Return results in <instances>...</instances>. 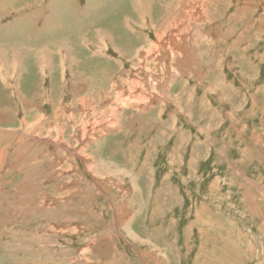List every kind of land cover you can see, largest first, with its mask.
I'll use <instances>...</instances> for the list:
<instances>
[{"label":"rangeland","instance_id":"obj_1","mask_svg":"<svg viewBox=\"0 0 264 264\" xmlns=\"http://www.w3.org/2000/svg\"><path fill=\"white\" fill-rule=\"evenodd\" d=\"M26 1L0 3V24L10 25L0 39L15 46L48 51L63 38L79 39L97 68L83 34L130 37L103 53L107 76L125 80L118 104L94 79L91 88L67 66L63 72L57 55L45 73L33 58L23 60L17 91L0 75V264H264V0H151L150 15L138 14L133 0H97L91 8L88 0H37L38 33L12 9ZM63 1L62 27L45 36L42 10ZM164 5L167 22L190 16L184 37L172 33L187 63L164 45L150 49L149 20L165 14ZM67 25L76 35L57 36ZM54 115L61 138L23 135L24 121ZM24 139L42 152L26 150Z\"/></svg>","mask_w":264,"mask_h":264},{"label":"bare ground","instance_id":"obj_2","mask_svg":"<svg viewBox=\"0 0 264 264\" xmlns=\"http://www.w3.org/2000/svg\"><path fill=\"white\" fill-rule=\"evenodd\" d=\"M5 0H0V3L1 2H4ZM68 1V0H67ZM179 1V3H181V1L180 0H178ZM183 1V0H182ZM189 1V0H188ZM204 1V0H203ZM88 2H89V6H90V8H91V6L92 5H94V3H96L97 2V0H95L93 3H92V1L91 0H88ZM193 2H195V1H193ZM199 2V1H198ZM26 4L24 5V6H22L23 7V9H25L24 10V12H26V13H24L23 15H21L20 14V10H21V8L20 9H14V8H12L14 11H16L18 14L16 15V17L17 18H19L20 20H22L23 22H24V25L26 26V22H27V24L30 26V27H32V26H34V25H39L38 26V29H36L35 31H31V33L32 32H36V33H38L39 32V30L41 31L42 30V25H40L41 24V22H40V24H38L37 23V21H36V17L38 16V10H36V8H33L34 7V5H36L37 3H38V1L37 0H33V2H32V6H30L28 3H29V0H27L26 2H25ZM152 2H151V0H133V4H134V6H135V8H137V11L136 12H138V14H140L141 15V13L140 12H142V10H143V8H144V10H145V15L148 13V15H150L151 13V10H150V7L152 6V4H151ZM155 3L156 2H154L153 3V6L155 5ZM161 3V2H160ZM199 3H201V1L199 2ZM3 4V3H2ZM190 4V3H189ZM195 4V3H194ZM99 5V4H98ZM125 5V4H124ZM129 5V4H128ZM203 4H201V6H202ZM50 6H52L51 4L50 5H48V10H46V7H45V9H43L42 10V12H46V13H48V15L46 14L45 16H44V13H42L41 12V14H43V16L44 17H42L43 19V23L44 24H46V22H47V28H48V31L46 30L45 32H47L46 34H45V36H48L49 35V33L50 34H52L53 33V27H55V28H58V27H62L60 24L62 23V20H61V18H62V15H64V12H65V8H66V10H67V12L69 11V3H67L66 1H63L62 2V4H60V6L61 7H59V6H56L54 9H51L50 8ZM76 5H73V7H72V13H74L75 11H76V7H75ZM193 6V5H192ZM196 6H197V4H196ZM201 6H197L198 7V10L199 9H201ZM32 7V8H31ZM179 7V5L177 6H174V8H175V10H176V8H178ZM191 7V6H190ZM28 8H30L33 12H31V11H28L27 12V10H28ZM93 8V7H92ZM186 8V7H185ZM196 8V7H195ZM205 8V7H204ZM89 9V8H88ZM96 9V8H95ZM161 9H163V8H161ZM160 9V10H161ZM164 9H165V14H163V15H159V16H157V17H151L150 18V26H151V28H154V31H155V36H154V38L151 40V41H149L148 43L150 44V49L151 50H154V49H157V51H159L160 50V48L162 49V48H164V46H166V50H169L170 49V51H171V53H173V56H177L176 58L177 59H179L181 62H185V63H187V61H188V54L183 50V47H182V42L180 43L179 42V45L177 44V42H176V39H175V36L172 34L173 32H174V30H177L180 34H182L183 35V37H184V35H186L185 33H184V31H188V27H187V24L189 23V17L187 16V17H177L176 19L175 18H171L172 20L171 21H169V22H167L168 21V17L167 16H165L167 13L168 14H170V8H168V6L166 5H164ZM192 9V8H191ZM214 10H215V8H213ZM189 10V9H188ZM203 9H201V11H202ZM205 10V9H204ZM23 11V10H22ZM172 11V10H171ZM178 11V10H177ZM200 11V10H199ZM94 12V11H93ZM95 12H97V11H95ZM89 13V12H88ZM164 13V12H163ZM194 13H196V12H194ZM206 13V12H205ZM28 14V15H27ZM67 14V13H66ZM85 14V13H84ZM182 14V13H181ZM78 15V14H77ZM89 15H91V14H89ZM199 15H200V12L198 13L197 12V14H195V16H197V17H194L193 18V20H194V22L197 24V22L195 21V20H200V18L201 17H199ZM46 16H50V17H46ZM143 16V15H142ZM25 17L27 18L25 21H24V19H25ZM3 18V11L2 10H0V19H2ZM71 18H73V17H71ZM169 18V19H170ZM210 18V17H209ZM3 20V19H2ZM39 21V20H38ZM69 21V20H68ZM71 21H72V19H71ZM70 22V21H69ZM68 22V23H69ZM82 22V21H81ZM42 23V24H43ZM67 23V24H68ZM71 23V22H70ZM76 23V22H75ZM80 24V23H79ZM145 24V23H144ZM144 24H141L142 26L141 27H143V25ZM32 25V26H31ZM78 25V24H77ZM189 25V24H188ZM0 34H1V29L5 32L6 31V28H10V25L9 24H0ZM28 26V27H29ZM76 26V25H75ZM78 26H80V25H78ZM73 27V26H72ZM77 27V26H76ZM95 27V26H94ZM184 27V30H180V29H182ZM86 28H88V27H86ZM44 30V29H43ZM66 30V31H65ZM65 30H63V31H60V32H58V33H56V35L57 36H59V37H61V38H63V36H67V35H71V34H74V36L76 35V32L74 31V29H71L68 25L66 26V29ZM77 31H78V29H76ZM95 29H93V31H94ZM50 31V32H49ZM84 31H86V29L84 30ZM92 31V33H90V34H88V35H82V36H85L84 38H82L81 39V41L84 43V45L83 46H89V49L92 51V54H93V56H94V58L95 57H97V58H99L100 59V57H102V59L101 60H99L98 59V61H99V64L97 65V68L95 67L96 66V64H95V62L94 63H92L90 60H92V59H90V58H88V57H84L82 54H81V52H82V49H81V47L79 46L80 44H81V42L79 41V39L78 40H72V41H70L69 39H62V40H60V41H57V46L55 45V49H52V48H49L50 46H48V51L46 50V48H45V46H29V45H25L24 43H23V41H21L20 42V46H15V44H14V41H10L9 43L7 42V40H3V39H0V75H1V80H2V82L4 83V85H7V87H8V84H11V82L14 80V82H15V84L14 83H12V85L10 86L11 88H13V90H15L16 89V91L18 90V88H17V84H16V81L17 82H19L20 83V79L24 76V73L26 74V72H27V70H25V65H23L22 63H23V60H26L27 58H33V59H31V60H33V61H35V65H37V66H39V68H40V70H41V72L42 73H45V72H48V70H49V72H51L52 70H53V64L51 65V63H53V57L55 58V56L57 55L58 57V65H59V67L63 70V72H65V68H66V66H67V68L69 69V71H70V75H71V77H75V78H77L78 80H82V84H84V82L85 83H87V85H89V84H92L91 82V80L92 79H94V81L96 82L97 81V83H99V85H102V86H100V87H98L99 88V93L100 94H103V95H105V96H110V94H113V93H115L117 96L115 97V99H114V101L113 102H115L116 100L118 101V91H119V89H121L125 84V80H123V78H122V76H120V75H118V76H116V75H114V73L112 74V72L110 73V75L109 76H107V74H106V70L104 69V66H106L105 64H104V58H106V56H104L103 55V53H104V51H105V49L107 50L108 49V46L109 45H111V46H109V47H115V49H117V46H115L114 45V43H116V42H118V40L119 41H122L123 40V38L125 37V39H126V37L128 38V37H130V36H127V34H119L118 35V38L119 39H117L116 38V36H117V34H115V35H113L114 33H112V32H107V31H105L104 29L102 30V29H97V30H95V32H93ZM42 32V31H41ZM21 33H22V31H20V37H22V35H21ZM87 33H88V31H87ZM93 33H95V35H91V34H93ZM80 35V36H81ZM181 35V36H182ZM51 35H49V37H50ZM80 36H78V37H80ZM0 37L1 38H5V36H1L0 35ZM177 37V36H176ZM179 37V36H178ZM182 37V38H183ZM134 39L136 40V38L134 37ZM191 39H193V38H191ZM3 40V41H2ZM48 40V39H47ZM189 40V39H188ZM187 40V41H188ZM6 41V42H5ZM51 41V40H50ZM145 41H146V39H145ZM190 41V40H189ZM188 41V42H189ZM74 43V45L75 46H73V44L72 43ZM190 42H192V41H190ZM88 43V44H87ZM126 43V42H125ZM55 44V43H54ZM53 44V45H54ZM87 44V45H86ZM160 44H162L161 46L162 47H160ZM52 45V46H53ZM124 45V44H123ZM127 45V44H126ZM164 45V46H163ZM76 46H78L77 47V50H76ZM88 46H87V48H88ZM92 46V47H91ZM128 46V45H127ZM143 47V46H142ZM146 47H147V45H146ZM169 48V49H168ZM165 49V48H164ZM178 49H179V51H178ZM80 51V52H79ZM91 51H90V54H91ZM137 51V50H136ZM146 52V51H145ZM150 50H147V52H146V54L147 55H150ZM154 52V51H153ZM160 52V51H159ZM158 52V53H159ZM139 53V52H138ZM143 53V52H142ZM156 53V52H155ZM184 54V56L182 55V58L183 59H180V57H179V55L180 54ZM189 53V52H188ZM191 53V52H190ZM160 54V53H159ZM168 55V54H167ZM166 55V56H167ZM82 56L84 57V58H82ZM137 56H138V54H137ZM141 56V55H140ZM165 56V57H166ZM144 58H145V56H143ZM148 57V56H147ZM150 57H152V56H150ZM157 57V56H156ZM169 57V56H168ZM138 58H139V56H138ZM159 58V57H158ZM29 60V59H28ZM53 60V61H52ZM178 60V61H179ZM183 60V61H182ZM55 61H56V59H55ZM98 61H96V62H98ZM151 61V60H150ZM158 61V60H157ZM145 62H147V61H145ZM115 63H117V62H115ZM152 64H154L153 62H151ZM33 64V63H32ZM157 64V63H156ZM161 64H165L164 62H163V59H162V62H161ZM178 64V63H177ZM182 64V63H181ZM184 64V63H183ZM58 65H57V67H58ZM137 65V64H136ZM149 65V64H148ZM163 65H158V66H163ZM33 66H34V64H33ZM143 66V64L141 65V67ZM145 66H147V65H145ZM157 66V65H156ZM32 67V66H31ZM148 67V66H147ZM147 67H146V69H147ZM150 67V66H149ZM187 67V66H186ZM66 68V69H67ZM99 68V71L97 70ZM165 68V67H164ZM100 69L102 70V71H104V72H102V71H100ZM135 70V69H134ZM138 70V69H137ZM140 70V69H139ZM38 71V70H37ZM136 71V70H135ZM150 71V70H149ZM152 71V70H151ZM62 72V71H61ZM133 72V71H132ZM100 73H103V74H105L106 75V77L105 78H103L102 76H100L99 74ZM179 73V72H178ZM124 74V73H123ZM127 74V73H126ZM44 75V74H43ZM192 75V74H191ZM132 76H134V75H132ZM144 76V75H143ZM146 76V75H145ZM157 76H158V74H157ZM165 76V75H164ZM127 77V76H126ZM134 77H136V76H134ZM139 78V77H138ZM141 78H142V76H141ZM76 79V80H77ZM107 79V80H106ZM124 79H125V77H124ZM150 79V78H149ZM160 79V78H159ZM164 79V78H163ZM162 79V80H163ZM106 80V81H105ZM137 80V79H136ZM146 80V79H145ZM161 80V79H160ZM107 83V86L105 85ZM132 83V82H131ZM143 83V82H142ZM145 84H147V87H150V86H148V84L149 83H147V82H145ZM80 85V84H79ZM137 85V84H136ZM144 85V84H143ZM92 86H93V84L91 85V88H92ZM128 86V85H127ZM155 86V85H154ZM129 87V86H128ZM146 87V86H145ZM15 88V89H14ZM86 88V87H85ZM144 88V87H143ZM154 88V87H153ZM157 88V87H156ZM88 89H90V88H88ZM124 89V88H123ZM16 91H14V92H16ZM95 91H96V89H95ZM127 91V90H126ZM146 91H147V89H146ZM150 91H151V89H150ZM164 91V90H163ZM14 92H13V94H14ZM160 92V91H159ZM167 92V91H166ZM92 93H94V92H92ZM96 93V92H95ZM99 93H96V94H98V95H100ZM120 93V92H119ZM129 93H131L130 91H129ZM140 93V92H139ZM145 94V93H144ZM151 94V93H150ZM149 94V95H150ZM164 94V93H163ZM80 95V94H79ZM160 95V94H159ZM90 95H88V97H89ZM156 96H158V95H156ZM164 96V95H163ZM163 96H161V97H163ZM159 97V96H158ZM165 97V96H164ZM82 99V98H81ZM80 99V101H82L81 103H83V104H85L86 106H87V103H86V101H83V99H85V98H83L82 100ZM93 99V98H92ZM99 99V98H98ZM109 99H112V98H109ZM133 99V98H132ZM87 100V99H86ZM93 100H95V99H93ZM149 100V99H148ZM87 101H89V100H87ZM90 101H92V100H90ZM99 101V100H98ZM108 101V100H107ZM133 101H135V99L133 100ZM145 101V100H144ZM150 101V100H149ZM138 102V101H137ZM148 102V101H147ZM167 102V101H166ZM93 103V102H92ZM99 103V102H98ZM116 103V102H115ZM120 103H122V102H120ZM130 103H133L132 101L130 102ZM103 104V103H102ZM102 104H101V107H102ZM112 104V103H111ZM116 104H118V103H116ZM128 104V103H127ZM138 104V103H137ZM140 104V103H139ZM141 104H143V101H142V103ZM80 105V104H79ZM85 105H80V108L81 109H83V111L84 110H86L87 108L85 107ZM96 105V104H95ZM129 105V104H128ZM147 105V104H146ZM148 105H150V104H148ZM124 106V105H123ZM122 106V107H123ZM112 107V106H111ZM133 107V106H132ZM137 107V106H136ZM136 107H135V109H136ZM98 108H100V106L98 107ZM134 108V107H133ZM143 108V107H142ZM146 108V107H145ZM118 109V108H117ZM147 109V108H146ZM95 110H98V109H95ZM94 110V111H95ZM113 110V109H112ZM119 110V109H118ZM139 111H140V109H139ZM87 112H89V111H87ZM95 112H97V111H95ZM101 112H104V108H103V110L101 111ZM91 113V112H90ZM53 118H55V120L54 119H49V118H44V117H42V116H36L34 119H33V121H30V122H26V121H24V123H22V130H23V135L24 136H28L29 138H33L34 140H36V139H38V138H40L38 135L39 134H41L42 135V133L45 135V136H48V137H54L55 138V140H57V139H59V138H61L62 137V132H61V130H60V128L59 127H56V121L58 120V117L56 116V115H54L53 116ZM64 125V124H63ZM24 127V128H23ZM90 131V130H89ZM86 133H88V132H86ZM85 134V133H84ZM84 134H82V136H85ZM92 134V133H91ZM90 135V134H89ZM38 137V138H37ZM47 138V137H46ZM53 139V138H52ZM31 141H33V140H31ZM31 141H28V140H26V139H24V143H23V141H22V143H23V145H24V147L26 148V150L27 149H31L32 148V150H33V152H34V150H38V152H42L41 151V148L43 147V145L42 144H38V143H35L34 141L33 142H31ZM52 141V140H51ZM66 141V140H65ZM52 142H54V140L52 141ZM51 142V143H52ZM56 142V141H55ZM54 142V143H55ZM56 144V143H55ZM26 150H23V151H26ZM0 160H1V157H0ZM85 167V166H84ZM123 171V170H122ZM33 204V203H32ZM55 205V204H54ZM22 206V205H21ZM116 206V205H115ZM114 207V206H113ZM206 207V206H205ZM30 208V207H29ZM114 209H115V207H114ZM26 211H28V209H25ZM200 210V209H199ZM23 211V210H22ZM25 214H27V213H25ZM53 214V213H52ZM55 214V213H54ZM68 215V214H67ZM121 217V216H120ZM15 218V217H14ZM13 219H11V221H12ZM124 220H126V219H124ZM129 220H130V218H129ZM121 221V220H120ZM50 225V224H49ZM51 226V225H50ZM47 229V228H46ZM48 230V229H47ZM36 231V230H35ZM129 231V230H128ZM21 231H19V233H20ZM37 232H39V231H37ZM219 232V231H218ZM19 233H17V234H19ZM131 233V232H130ZM46 234V233H45ZM52 236V235H51ZM45 237V236H44ZM29 238V237H28ZM25 240V239H24ZM20 241V240H19ZM30 242V241H29ZM17 243V242H16ZM21 244V243H20ZM27 247V246H26ZM8 248V247H7ZM13 247H11V249H12ZM54 249V248H53ZM13 250V249H12ZM49 250V249H48ZM14 251V250H13ZM54 252V251H53ZM49 253V252H48ZM225 253V252H224ZM53 258V257H52ZM51 259V258H50ZM210 260V259H209ZM169 263V262H168ZM211 263V262H210Z\"/></svg>","mask_w":264,"mask_h":264}]
</instances>
